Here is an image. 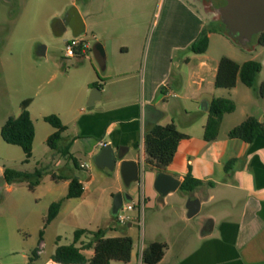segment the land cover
<instances>
[{
    "label": "crops",
    "instance_id": "0c3cea01",
    "mask_svg": "<svg viewBox=\"0 0 264 264\" xmlns=\"http://www.w3.org/2000/svg\"><path fill=\"white\" fill-rule=\"evenodd\" d=\"M78 1L80 0H67L68 9L63 7L58 14L49 15V20L59 24L55 31L61 32L62 38H65L64 43L73 38L85 40V35L82 34L87 31V24ZM151 3L152 0H108V45H112V51L116 49L120 58L115 62L108 61L105 76L108 84L97 86L101 97L94 102L91 110L87 109L86 112L84 105L87 104L85 101L89 91L95 88L93 84L98 83V74L89 55L93 53L103 67V43L95 42L91 46L87 42L88 50L84 57L90 61V65L74 66L71 72L65 74L63 84L56 91L59 95L69 91L74 95L72 106L64 111H56L54 115L66 127L62 133V143L69 144V153L76 160L78 168L88 174L86 179L78 177L83 187L79 198L89 195V186L95 182L98 174L92 173L75 155L93 158L106 144L114 148L121 146L125 153L123 159L143 163L145 171L141 177L140 190L131 202H136L143 195L144 209L147 210L144 218L149 228L154 222L160 223V228L146 232V244L139 242L133 248L127 264H142L139 252L152 242L166 245L164 255L157 264H264V137H258L250 144L229 138L228 132L233 127H224L225 114L217 138L211 142L203 139L208 105L212 99L217 98L213 89L218 62L210 64L206 58L207 50L203 54H194L189 50L200 31L208 28L205 21L207 15L195 0H158L154 11V14L158 13L155 26L157 31L153 32L140 72L134 73V64L137 63H131L124 57L131 51H139L144 19L153 9ZM64 13L65 19L61 20L59 17ZM66 17L77 19V27H73ZM211 34H208L209 41ZM92 37L97 40L93 32ZM46 54V45L39 43L36 56L45 57ZM176 55L181 57L175 60ZM9 56H14L12 48ZM14 63L13 60L10 65L14 66ZM262 73L263 71L261 76ZM138 74L139 88L137 80V83H133L137 89L134 86L133 89H136L139 97L127 101L130 81L137 79ZM56 77L54 72L49 80ZM258 80L261 83L264 78ZM211 86L214 88H210ZM29 115L35 139L37 129L30 112ZM45 116L47 115H42L41 118ZM153 124H173L179 132L187 135L179 142L173 160L164 172L182 182L189 169L194 179L203 182L200 188L192 193L178 188L163 199L159 198L153 185L156 170L145 164L143 143L145 128ZM44 128L46 130L42 139L46 142L55 129L50 125L49 128ZM70 130L73 135L65 137L64 134ZM33 152L32 147V154ZM65 168L66 171L60 175L74 176L69 165L66 164ZM4 169L1 167L0 171L3 172ZM112 173L113 184L106 196L107 203L109 198L111 206L115 193L128 192L122 183L118 165ZM53 183L55 189H68V181ZM177 193L178 200L176 198L168 206V199ZM190 196L201 202L199 212L192 218L186 216L185 207ZM125 203L127 202L123 204ZM63 205L64 202L51 222L62 213ZM132 215L133 219L124 226L117 225L113 215L111 223L107 221L100 227L96 225L95 228L84 229H105L106 237L129 236L134 244L132 226L137 225V218L135 212ZM194 219L197 221L196 234L190 224ZM209 223H212L211 232L202 235V227ZM59 238L58 235L54 250L61 245L58 243ZM42 244H39V250ZM9 254L16 255L15 251L8 252L7 255ZM83 254L90 258L93 251L85 250ZM20 257L21 260L8 264H27L30 258L25 252Z\"/></svg>",
    "mask_w": 264,
    "mask_h": 264
},
{
    "label": "rangeland",
    "instance_id": "374dc122",
    "mask_svg": "<svg viewBox=\"0 0 264 264\" xmlns=\"http://www.w3.org/2000/svg\"><path fill=\"white\" fill-rule=\"evenodd\" d=\"M78 5L87 24V31L82 34L85 35V41L91 46L95 42L103 43V45L101 44L104 50L103 67L93 53H88L97 70L99 83L97 84L103 87L105 83L108 84V78H105L108 72V61L115 62L120 58L116 49L112 51L110 48L112 45H108V0H80ZM157 5L158 0H152L153 9L146 14L144 19L139 51L136 53L131 51L124 57L131 63H137L133 68L135 74L136 71L140 72L153 32L157 31L155 26L158 13L154 14ZM63 7L69 8L67 0H0V128L9 117L15 118L19 115L21 101L31 98L32 104L28 111L37 129L32 144L34 152L28 163H23L24 154L19 147L4 143L0 137V168L29 173L35 169H44L39 184L33 190H29L25 182H13L7 184L0 194V264H8L15 260L17 262L21 260L20 256L24 252L31 258L34 252H38L40 243L43 244L39 250V256L33 263L46 264L54 251L58 235L60 236L58 243L68 245L72 243L74 230L78 228L91 229L96 225L100 227L107 221L111 223L113 219L112 206L109 203V198L108 203L106 199L113 184V173L107 170L102 171L96 167L93 158L75 155L80 163L87 165L92 173L98 174V177L89 186L88 196L64 200L62 213L59 217L48 225H45L44 222L49 205L64 198L63 195L67 191L66 189H55L51 175L53 173L59 175L66 171L67 164L71 167L74 176L84 179L88 177L83 169L74 168L72 161L67 157H62L51 151L42 139L46 130L44 126L49 128V124L45 123L41 116L56 114L55 112L59 110L64 111L72 104L74 95L71 91L63 92L62 95L56 94V91L60 89L59 86L64 82L65 74L71 72L74 66L90 65V61L84 56L81 58L64 57L65 38H62L61 32L55 31L59 24H54L53 20H49L50 14H58V11ZM212 10L210 9V11ZM206 15L205 21L206 24H209L210 20L214 18V14L210 12ZM65 16L64 13L59 18L65 19ZM66 19L73 27H77V19L67 17ZM130 21L129 19V24ZM212 25L216 28L221 27L220 23ZM92 32L97 40L92 37ZM39 43L47 47L45 57L36 56V48ZM11 48L14 53L13 57L9 56ZM180 57L181 55H176L175 60ZM222 57H227L238 64L246 61L261 63L264 60V48L258 45L257 36L252 38L247 47H242L222 33H212L206 58L210 64H217ZM13 60L14 66L10 65ZM54 72L57 77L49 80ZM259 76L258 79L264 78V71L262 76L261 74ZM139 77L140 74L137 75V79H131L127 101L139 97L136 92L140 84ZM137 80L136 87L133 83H137ZM133 86L136 89H133ZM97 88L100 90L99 87ZM92 89L89 91L85 103H87ZM213 90L217 98L229 99L235 105L234 111L224 116V127H235L249 116L256 119L263 118L264 96L243 85L239 79L232 89L214 88ZM84 110L87 112L86 104ZM64 135L71 137L73 132L70 130ZM176 198L178 200V193L168 199V206ZM146 214L147 210L144 209L139 223L132 226L134 249L139 242L146 244L148 230L160 228L159 222H154L149 228L147 220L144 218ZM191 222L193 232L196 234L197 221L194 219ZM11 251H15L16 255H7Z\"/></svg>",
    "mask_w": 264,
    "mask_h": 264
},
{
    "label": "trees",
    "instance_id": "16d2710c",
    "mask_svg": "<svg viewBox=\"0 0 264 264\" xmlns=\"http://www.w3.org/2000/svg\"><path fill=\"white\" fill-rule=\"evenodd\" d=\"M54 24H57L54 21ZM222 33L227 36L224 25L220 28L211 23L208 28L200 31L195 41L189 47L194 54H203L208 47L209 33ZM257 43L264 48V32L257 36ZM81 58V56H75ZM262 66L258 61H246L238 64L233 60L222 57L218 62L215 76V88L232 89L239 79L246 87L258 91L264 96V81L258 84V77ZM94 87L98 84L94 83ZM31 98L24 99L20 103V113L17 117H9L0 128V137L4 143L19 147L23 154V163H28L32 157V144L34 139V126L30 119L28 107ZM235 105L225 98L212 99L208 105V118L204 126L203 139L206 142L215 140L218 136L220 123L225 114L232 113ZM44 122L52 126L55 131L47 138L46 145L55 154L67 157L72 161L74 167L78 168L76 160L69 153V144H63L62 133L66 127L57 115L51 114L43 118ZM144 152L145 164L157 171H165L173 160L177 146L187 135L179 132L173 124L161 126L153 124L144 130ZM228 137L238 139L246 144L252 143L258 137H264V112L261 121L249 116L239 125L228 132ZM44 169H35L33 172L19 171L5 168L3 175L7 184L13 182H25L29 190H33L40 182ZM53 181H68V189L64 198L49 205L47 215L44 219L48 225L58 214L64 200L79 198L83 187L76 176L51 175ZM203 185L201 180L194 179L190 170L183 177L179 190L191 193ZM83 238L85 240H83ZM92 249L93 255L86 258L83 251ZM166 245L160 242L149 243L141 253L142 264H157L164 255ZM133 250V241L129 236L106 237L105 229L89 231L77 229L73 232L71 244L59 245L55 248L50 259L56 264H127L130 261ZM34 252L27 264H34L37 257Z\"/></svg>",
    "mask_w": 264,
    "mask_h": 264
},
{
    "label": "water",
    "instance_id": "95a60500",
    "mask_svg": "<svg viewBox=\"0 0 264 264\" xmlns=\"http://www.w3.org/2000/svg\"><path fill=\"white\" fill-rule=\"evenodd\" d=\"M223 4L213 7V17L221 22L226 30L227 36L239 46L247 47L254 36L264 32V0H222ZM264 71V60L261 62ZM101 97L100 90L96 87L92 89L88 100L87 109L93 108L94 102ZM124 148L119 146L114 148L110 144L104 145L93 157L94 164L101 169L114 171L118 165L120 177L128 192H117L113 195L111 213L115 215L124 202H131L133 196L140 190L141 177L144 169L139 161L124 160ZM154 189L159 198L163 199L168 194L176 191L181 182L164 171H157L154 178ZM7 186L3 172L0 171V194ZM192 193V192H191ZM201 202L198 198L191 196L186 200V216L194 217L200 210ZM212 223L202 227V235L210 233Z\"/></svg>",
    "mask_w": 264,
    "mask_h": 264
},
{
    "label": "built area",
    "instance_id": "2783aa9c",
    "mask_svg": "<svg viewBox=\"0 0 264 264\" xmlns=\"http://www.w3.org/2000/svg\"><path fill=\"white\" fill-rule=\"evenodd\" d=\"M88 50V44L85 40H79L77 38H73L68 40L65 43L64 57L71 58L75 56H84ZM141 163V162H140ZM143 166V163H141ZM145 208V199L143 195H141L136 202H129L122 205V207L115 214V222L119 226H124L128 222L133 219L132 213L135 212V217L137 218V224L143 215V211ZM141 251L139 252V256L141 259ZM46 264H56L53 261H49Z\"/></svg>",
    "mask_w": 264,
    "mask_h": 264
},
{
    "label": "flooded vegetation",
    "instance_id": "af4514ba",
    "mask_svg": "<svg viewBox=\"0 0 264 264\" xmlns=\"http://www.w3.org/2000/svg\"><path fill=\"white\" fill-rule=\"evenodd\" d=\"M195 1L201 6V8L205 11L206 14H209L210 12L212 13L210 9H213V7L220 6L223 4L222 0H195ZM209 23L211 24L220 23L222 25V23L216 21L215 18H212Z\"/></svg>",
    "mask_w": 264,
    "mask_h": 264
}]
</instances>
